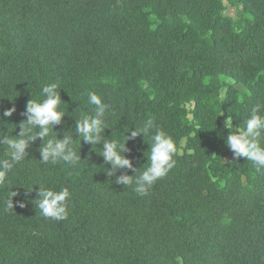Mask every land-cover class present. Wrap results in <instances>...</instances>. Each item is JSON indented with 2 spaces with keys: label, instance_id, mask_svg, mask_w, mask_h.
Listing matches in <instances>:
<instances>
[{
  "label": "trees",
  "instance_id": "1",
  "mask_svg": "<svg viewBox=\"0 0 264 264\" xmlns=\"http://www.w3.org/2000/svg\"><path fill=\"white\" fill-rule=\"evenodd\" d=\"M227 3L0 0V112L16 108L0 134H18L28 101L57 82L66 115L54 130L81 157L43 164L38 138L0 183V264H264V169L234 159L223 120L243 126L264 105V0ZM90 91L137 170L150 143L127 141L129 129L150 118L175 141V166L146 196L75 133ZM40 185L68 189L67 219L39 213Z\"/></svg>",
  "mask_w": 264,
  "mask_h": 264
},
{
  "label": "clouds",
  "instance_id": "2",
  "mask_svg": "<svg viewBox=\"0 0 264 264\" xmlns=\"http://www.w3.org/2000/svg\"><path fill=\"white\" fill-rule=\"evenodd\" d=\"M60 89L57 82L46 83L41 90L42 99L32 98L28 101L23 113L25 119L17 125L20 129L19 133L0 134V143L5 146L7 157L0 158V183L5 181L17 164L28 158V149L38 138L43 141L39 148L40 161L43 164L64 162L75 165L81 159L74 149L73 136L65 132L63 138H59L54 130L66 115V112L60 108L62 103ZM88 103L94 106V110L91 114H83L76 120L75 133L93 148L95 145H102L98 153L104 158L105 163L110 165L108 176L113 173L116 176L119 170H125L124 174L116 176V183L133 186L135 193L146 196L156 181L175 166L176 161L173 158L177 152L175 141L150 118L141 125H136L134 129H129L130 135H126L127 141L143 134L150 143V149L145 154L148 162L137 170L132 159L126 155L127 143L116 138H106L105 130L109 128L106 123V113L109 105L95 91L88 93ZM15 111L16 108L13 106L0 112V121H4L3 118L6 116L11 117ZM224 127L231 130L226 138V144L234 157H245L256 166L258 171L264 169V146L261 143L264 140V105L255 104L243 126H235L232 115H229ZM127 170H132L135 174L129 175ZM16 195L17 193L13 191L12 198ZM68 196L67 188L57 191L40 185L37 194L39 199L36 198L34 203L44 217L62 221L68 216L66 204ZM8 208H14L13 199L9 201Z\"/></svg>",
  "mask_w": 264,
  "mask_h": 264
},
{
  "label": "rangeland",
  "instance_id": "3",
  "mask_svg": "<svg viewBox=\"0 0 264 264\" xmlns=\"http://www.w3.org/2000/svg\"><path fill=\"white\" fill-rule=\"evenodd\" d=\"M225 3L228 4V3H227V0H225ZM227 14H230V15L236 17L237 14H238V10L235 9V8H233V7H230V6H229V7H228V10H227ZM238 87H239V89H240L241 91L244 90V87H243L241 84H239ZM223 120H224V122H225L226 118H223ZM183 144H185V141L183 142ZM234 159H236V157H234Z\"/></svg>",
  "mask_w": 264,
  "mask_h": 264
}]
</instances>
